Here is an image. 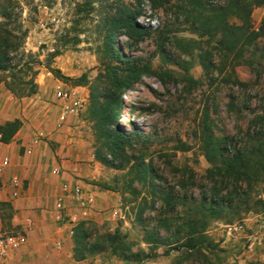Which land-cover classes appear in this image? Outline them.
I'll return each instance as SVG.
<instances>
[{"label": "rangeland", "instance_id": "rangeland-1", "mask_svg": "<svg viewBox=\"0 0 264 264\" xmlns=\"http://www.w3.org/2000/svg\"><path fill=\"white\" fill-rule=\"evenodd\" d=\"M140 1L136 22L145 34L131 39L120 29L115 47L149 71L121 96L109 129L130 142L113 160L94 111L115 93L103 52L109 21L136 0H0V50L13 69L0 71V126L21 121L4 152L15 156L14 174L24 183L19 200L0 188V233L13 232L24 213L38 228L52 220L60 236L48 249L62 261L44 262L37 253L28 264H264V207L257 205L264 202V175L251 185L237 181L214 169L203 151L213 136L224 140L218 158L227 159L264 134V33L243 59L227 63L216 40L199 38L173 10L153 11ZM263 21L264 6L253 11V27ZM32 82L36 93L21 99L7 86L28 90ZM59 88L81 100L76 116L63 117ZM29 144L34 152L25 155ZM140 163L151 169L147 183L133 181ZM57 167L96 196L94 216L77 225L85 242L116 236L130 245L129 260L110 249L76 258L74 236L56 220L64 180ZM59 240L66 250L56 249Z\"/></svg>", "mask_w": 264, "mask_h": 264}, {"label": "trees", "instance_id": "trees-1", "mask_svg": "<svg viewBox=\"0 0 264 264\" xmlns=\"http://www.w3.org/2000/svg\"><path fill=\"white\" fill-rule=\"evenodd\" d=\"M148 1L153 11L162 9L173 10L181 17V25H185L184 27H187L189 31L196 34L199 38L216 40L218 50L227 63L243 59L246 51L254 46L258 38L264 33V21L258 31L253 27L252 23L253 11L258 7L264 6V0ZM136 2L137 4L133 10L122 12L109 21L108 31L105 35L106 42L103 52L107 58L106 73L115 93L108 94L106 101L95 108L94 117L97 120L99 138L113 160L121 157L120 153L130 142L127 135L109 129L112 123H115L116 126V111L121 108V96L149 71L148 64L142 65L138 60L126 58L124 53L118 51L115 47V39L119 35L120 29H123L126 36L131 39L139 38L146 32L136 22V19L143 13L141 1L136 0ZM161 37L157 48L162 52L167 38ZM9 63L7 55L3 53V50H0V71L4 73L8 69L13 70ZM52 71L57 78L68 80V78L61 76L58 70ZM83 77L75 80V83L80 85ZM7 86L18 99L31 97L36 93V87L33 82L30 83L28 90H15L12 88V84H7ZM20 127L21 121L18 119L0 126V141L4 144H10ZM223 141L210 136L203 144L205 157L211 164L215 165L214 169L223 170L224 174L229 177H233L237 181L246 182L249 185L253 181L260 180L264 175V134L250 148H245L232 154L231 151H226V153L231 155L227 159H223L222 157L219 159L218 155L222 154L221 143ZM220 160L225 164L217 165V162ZM134 168H136V171L133 181L147 183L151 175L150 167L144 163H140L138 166H134ZM132 171L134 169L130 168L129 172ZM259 204H263L264 207L263 201L258 200L257 205ZM1 205L12 209L10 204L3 203ZM73 236L74 251H77L75 253L77 259H82L85 252H102L110 249L112 253H120L126 260H129L126 251L129 250L130 245L127 242L119 241L116 236L108 235L103 239V242L89 245L85 242L87 233L84 232L82 224L77 226ZM79 251H82V253Z\"/></svg>", "mask_w": 264, "mask_h": 264}, {"label": "built area", "instance_id": "built-area-1", "mask_svg": "<svg viewBox=\"0 0 264 264\" xmlns=\"http://www.w3.org/2000/svg\"><path fill=\"white\" fill-rule=\"evenodd\" d=\"M56 99L64 106V115L76 116L81 107V100L69 91L59 88L56 91ZM1 138V134H0ZM12 149L11 145L0 141V181L1 187L10 191L13 200H19L24 192V183L13 172V158L4 150ZM34 145L29 144L25 155H32ZM64 179L60 193L56 200V220L68 227L70 236L74 234V228L94 216L96 196L94 192L80 181L72 179L69 175L65 178L63 171L57 167L54 171ZM37 218L30 213H24L21 222L17 221L14 231L11 233H0V264H8L15 259L30 243V238L38 231ZM57 250L64 247V242L55 244Z\"/></svg>", "mask_w": 264, "mask_h": 264}, {"label": "crops", "instance_id": "crops-1", "mask_svg": "<svg viewBox=\"0 0 264 264\" xmlns=\"http://www.w3.org/2000/svg\"><path fill=\"white\" fill-rule=\"evenodd\" d=\"M14 159L15 156H13V163H14L13 172L16 170L15 169L16 164ZM65 163L66 162L62 160V165H64ZM50 223H52V220L49 222V224L48 223L46 224L47 226L44 223H42L39 230L31 236L30 243L27 246V248H25L21 253H18L15 259L8 262V264H28V262H26L25 260L27 258H34L37 253L40 256L39 258H42L44 262L46 261L48 262L50 261V259H52L53 262L57 260L62 261V256H60L61 255L60 253H59L60 255H55L50 251V249H48L49 240L56 236L58 237L60 236L59 234H56L55 229H53L52 224ZM65 244L68 246V242H66ZM63 249L66 250V247H63Z\"/></svg>", "mask_w": 264, "mask_h": 264}]
</instances>
